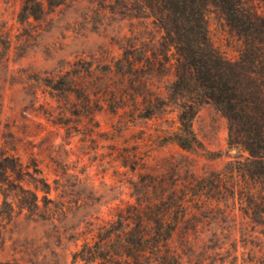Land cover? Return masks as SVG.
<instances>
[{
	"label": "rangeland",
	"instance_id": "374dc122",
	"mask_svg": "<svg viewBox=\"0 0 264 264\" xmlns=\"http://www.w3.org/2000/svg\"><path fill=\"white\" fill-rule=\"evenodd\" d=\"M42 1L35 19L0 0V264H86L74 259L85 238L147 197L151 175L221 192L190 199L171 243L185 264H264V205L248 206L264 182L238 171L249 153L211 101L192 120L198 147L171 140L187 99L171 97L174 50L143 0ZM246 2L264 17V0ZM206 15L238 60L243 37L215 6Z\"/></svg>",
	"mask_w": 264,
	"mask_h": 264
},
{
	"label": "trees",
	"instance_id": "16d2710c",
	"mask_svg": "<svg viewBox=\"0 0 264 264\" xmlns=\"http://www.w3.org/2000/svg\"><path fill=\"white\" fill-rule=\"evenodd\" d=\"M165 31L163 45L174 50L176 80L171 97L181 104L179 128L170 137L186 150L201 143L192 120L197 104L213 102L227 117L230 140L240 144L249 157L238 167L242 175L264 182V17L246 0H143ZM58 0L55 4H61ZM213 5L243 37L240 58L232 61L212 43L206 11ZM45 13L42 0H24L23 18L39 19ZM149 112L145 118L153 116ZM128 158V157H127ZM20 164V163H19ZM6 171V169H2ZM205 179L199 189L188 180L163 184L151 177L148 196L136 203L115 207L113 217L99 222L74 254L86 264H185L172 246L173 236L187 213L191 198L210 195ZM235 194L237 186H231ZM246 187H242V190ZM216 190V191H215ZM248 190V189H247ZM243 192V191H242ZM251 196V191H246ZM211 196V195H210ZM264 196L250 197L248 206L262 215Z\"/></svg>",
	"mask_w": 264,
	"mask_h": 264
}]
</instances>
